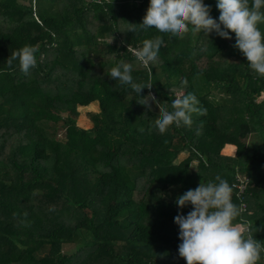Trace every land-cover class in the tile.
<instances>
[{
    "label": "trees",
    "instance_id": "obj_1",
    "mask_svg": "<svg viewBox=\"0 0 264 264\" xmlns=\"http://www.w3.org/2000/svg\"><path fill=\"white\" fill-rule=\"evenodd\" d=\"M217 2L203 0L219 23ZM149 5L0 0V264H187L175 217L193 206L176 201L217 176L233 187L239 209L246 204L233 223L264 246V76L235 47L234 33L228 40L191 25L182 36L142 29ZM258 28L264 34V23ZM156 36L163 44L145 66L131 50ZM25 45L38 47L27 76L18 61L7 64ZM121 61L135 83L153 85L141 98L152 94L171 111L177 95L194 93L206 115L159 133L156 103L149 110L130 85L109 77ZM90 105L97 111L86 112L85 129L78 108ZM252 133L255 142L241 141ZM226 146L234 156L222 154ZM181 153L188 157L178 161Z\"/></svg>",
    "mask_w": 264,
    "mask_h": 264
},
{
    "label": "clouds",
    "instance_id": "obj_2",
    "mask_svg": "<svg viewBox=\"0 0 264 264\" xmlns=\"http://www.w3.org/2000/svg\"><path fill=\"white\" fill-rule=\"evenodd\" d=\"M217 8L220 11L219 23L210 16V8L203 0H150L143 23L139 26L145 30L155 29L159 33L182 36L191 25L194 33L208 37L215 32L228 40L232 38L229 32L234 33L235 47L246 57L249 67L264 76V34L258 28V24L264 23V0H251V6L249 0H218ZM130 25L133 29L136 26ZM162 44L161 36L145 40L143 46L136 50L137 60L145 66L155 61ZM37 51V46L25 45L11 52L7 64L11 67L14 61H18L20 71L27 76L36 66ZM131 71L132 65L121 61L110 69L109 77L130 85L140 97L143 89H151L153 85L135 83ZM184 86L187 87V81H184ZM150 100L159 108L152 127L161 134L172 125L191 126L192 113H207L206 108L198 107L200 101L194 93L177 95L171 102V111L167 107L169 103H160L151 94L140 97L138 103L151 110ZM215 179L218 183L202 182L176 201L181 209L189 204L193 206L186 217L182 214L175 217L182 241L179 255L187 264H257L264 246L251 234L245 237L242 226L233 223L240 215V209L232 202L233 187L220 176Z\"/></svg>",
    "mask_w": 264,
    "mask_h": 264
},
{
    "label": "rangeland",
    "instance_id": "obj_3",
    "mask_svg": "<svg viewBox=\"0 0 264 264\" xmlns=\"http://www.w3.org/2000/svg\"><path fill=\"white\" fill-rule=\"evenodd\" d=\"M129 49H132V48H129ZM132 51L136 52L135 49H132ZM214 95H215V93H214ZM219 97H220L219 95H215V97L213 99L215 101H219ZM149 105L151 106V110H154V111L157 110V107L154 105L153 101L150 100L149 101ZM88 111H97V106L96 105H90V106H88L86 108H78V116H77V119H76V123L80 127H83L85 129H87V128H89L91 126V123L89 122V120H87V118L85 116L86 112H88ZM253 136L254 135L252 133L246 139H242L241 141H243L247 145H250V143H253L256 140V137H253ZM58 140H63L62 132L59 134ZM233 151L234 152L232 153L233 154L232 156L235 155V149ZM228 153H229V148L226 146L225 150H224V155L227 156ZM187 157H188V153H181L178 156V161H182V160L186 159ZM190 166L192 168L196 169L197 166H198V162L196 160H193L192 162H190ZM243 180L245 182L247 181L246 179H243ZM239 186H240V189H242L243 184L239 182ZM242 230H244V228H242ZM63 248H64V251L69 252V253L75 251V249H73V247L71 245H65V246H63ZM74 248H75V246H74Z\"/></svg>",
    "mask_w": 264,
    "mask_h": 264
},
{
    "label": "built area",
    "instance_id": "obj_4",
    "mask_svg": "<svg viewBox=\"0 0 264 264\" xmlns=\"http://www.w3.org/2000/svg\"><path fill=\"white\" fill-rule=\"evenodd\" d=\"M132 51V50H131ZM132 53L133 54H135L136 55V52L135 51H132ZM152 95V94H151ZM243 181V182H242ZM237 182L239 183H242L243 184V186H242V189H240V186H239V184H236V185H234V187H236L237 189H238V191H237V196L238 197H240V194H242V192H243V190L245 189V186H246V182L244 181V180H237ZM246 204L245 203H241V205H240V210H241V212H246ZM242 228H244V232H248V226L247 225H245V226H242ZM257 264H264V259H261V260H259L258 262H257Z\"/></svg>",
    "mask_w": 264,
    "mask_h": 264
},
{
    "label": "crops",
    "instance_id": "obj_5",
    "mask_svg": "<svg viewBox=\"0 0 264 264\" xmlns=\"http://www.w3.org/2000/svg\"><path fill=\"white\" fill-rule=\"evenodd\" d=\"M228 148H229V153H228L227 156H232L233 155L232 153L234 152L233 151L234 149L232 147H228ZM224 150H225V148L223 149L222 154H224Z\"/></svg>",
    "mask_w": 264,
    "mask_h": 264
}]
</instances>
